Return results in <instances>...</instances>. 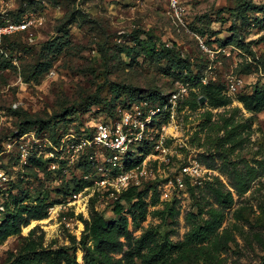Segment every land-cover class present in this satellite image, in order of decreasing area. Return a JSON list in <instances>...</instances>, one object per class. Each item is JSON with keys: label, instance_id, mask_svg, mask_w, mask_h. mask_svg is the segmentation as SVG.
Wrapping results in <instances>:
<instances>
[{"label": "rangeland", "instance_id": "rangeland-1", "mask_svg": "<svg viewBox=\"0 0 264 264\" xmlns=\"http://www.w3.org/2000/svg\"><path fill=\"white\" fill-rule=\"evenodd\" d=\"M171 1L0 0V19L28 23L1 45L0 226L34 208L47 212L0 237V264H51L39 263V253L85 264L90 209L109 222L119 216L107 197L91 196L85 212L78 207L73 194L84 189L85 173L67 142L137 97L156 91L166 102L184 86L174 111L153 117V142L139 148L153 155L154 178L140 187L148 189L144 219L131 207L137 193L124 204L128 228L135 239L157 234L165 249L158 264L264 260V0H177L179 16ZM161 134L166 142L157 148ZM191 155L211 172L163 195ZM203 155L216 156L215 166ZM234 169L248 179L244 193L234 187ZM212 187L225 193L223 204ZM217 215L213 235L195 236ZM122 264L146 263L134 255Z\"/></svg>", "mask_w": 264, "mask_h": 264}, {"label": "built area", "instance_id": "built-area-1", "mask_svg": "<svg viewBox=\"0 0 264 264\" xmlns=\"http://www.w3.org/2000/svg\"><path fill=\"white\" fill-rule=\"evenodd\" d=\"M171 6L179 16L178 1L172 0ZM27 25L24 20L14 22L6 14H2L0 49L5 36L12 35ZM200 44L202 48H206L203 40H200ZM186 91L187 88L184 86L178 92L172 93L166 102L154 106H149L147 102L135 103L116 116L97 122L90 127L88 133L78 135L67 142L65 149L70 159L78 163H86L90 169L84 176L89 184L80 192L73 194L78 207L82 208L81 211L87 210L91 196L97 195L100 201L107 197L108 203L115 206L116 200L124 192L132 187H141L144 182L154 178L152 171L149 170L153 169L151 166L153 155L140 152L139 148L154 140L153 117L166 110L169 111L168 109L174 111ZM165 142L166 136L161 134L156 147H163ZM179 169L175 179L169 178L164 183L163 195L173 187L183 189L187 179L202 183L206 179V174L211 172L193 155L188 157Z\"/></svg>", "mask_w": 264, "mask_h": 264}, {"label": "trees", "instance_id": "trees-1", "mask_svg": "<svg viewBox=\"0 0 264 264\" xmlns=\"http://www.w3.org/2000/svg\"><path fill=\"white\" fill-rule=\"evenodd\" d=\"M10 36H5L3 42H6ZM50 44V43H48ZM52 48V47H51ZM0 56H6V52L0 49ZM8 57V56H7ZM179 63V62H178ZM51 67L49 63L45 68L41 69L40 74H43L46 70ZM143 97H134V104H141L142 102H147L149 106H154L158 103H163L167 98L163 93L151 92L144 97L146 99L139 100ZM133 103L129 104L130 108ZM259 107L258 109H260ZM116 112H112V116H116ZM165 121V119H163ZM160 121L161 122H163ZM232 138L224 140V143H229ZM222 158L221 153L218 154ZM216 156L203 155V160L209 167H214L216 162ZM83 166V172H88L89 166L86 163H80ZM224 170V169H223ZM235 172V173H234ZM233 174H229L234 178V187L239 193H244L249 187L248 179L237 170L234 169ZM217 181L220 180L217 178ZM89 182L85 180V185ZM83 186V187H84ZM75 190H79L76 188ZM137 191V192H136ZM211 192L214 198L220 204H223L225 200V193L221 190V187H212ZM133 193H137L138 200L131 205L133 208H140L141 215L139 218L144 219L147 211V206L143 200V196L147 195L148 189L140 190V187H132L128 191L124 192L119 199L115 202V213L118 214V219L112 222L107 221L103 215L96 210L94 207L90 209L89 219L85 220L86 236L92 241V245L84 239L83 249H84V260L85 264H122V261L128 259L130 256H138L142 258L143 262L146 264H158L163 260L165 255V249L163 245L159 246L157 234L153 230H147L138 239H135L133 233L128 228V220L122 214V209L127 201L132 200ZM229 196L231 195L228 192ZM232 197V196H231ZM232 199V198H231ZM230 199V201H231ZM135 220L138 218L137 214L134 213ZM47 217V212L45 207L34 208L28 211L27 216L23 217L22 213L14 214L11 218L6 219L0 226V237H7L11 234L18 233L22 226H26L31 220H42ZM222 217L217 215L213 216V219L207 222V226L203 231H194L195 236H201V240L204 241L210 235H213L218 227L221 225ZM147 253L149 254H146ZM123 254L122 258H116V255ZM38 262L41 263L42 260L48 259L51 264H61V261H55L56 258L52 257L51 253H39L36 257ZM66 264H79L77 263L75 257H70L68 254L65 255ZM18 264V263H16ZM264 264V260L260 263Z\"/></svg>", "mask_w": 264, "mask_h": 264}, {"label": "water", "instance_id": "water-1", "mask_svg": "<svg viewBox=\"0 0 264 264\" xmlns=\"http://www.w3.org/2000/svg\"><path fill=\"white\" fill-rule=\"evenodd\" d=\"M205 99H201V102H203Z\"/></svg>", "mask_w": 264, "mask_h": 264}]
</instances>
